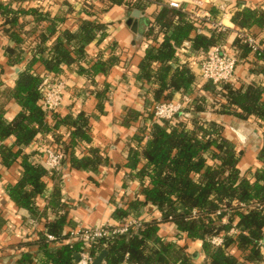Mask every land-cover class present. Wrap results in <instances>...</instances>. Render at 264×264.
<instances>
[{
	"label": "trees",
	"instance_id": "16d2710c",
	"mask_svg": "<svg viewBox=\"0 0 264 264\" xmlns=\"http://www.w3.org/2000/svg\"><path fill=\"white\" fill-rule=\"evenodd\" d=\"M109 2L115 5L126 4L130 9L144 11V5L139 0ZM85 5L84 13L88 18L81 22L78 30L65 33L51 51L44 47L46 38H43L41 45L33 52L28 69L19 75L12 96L23 110L11 122L0 112V140L14 136V146L19 147L14 152V146H0V155L7 167L21 158L24 170L21 180L8 186L9 197L19 208L28 210L34 217L41 214L46 221L45 230H37L35 238L26 243L29 247H37L42 253L40 264H76V256L82 244L70 241L71 230H66V213L59 214L63 204L58 190L51 199L46 200L42 212L37 207V198L46 191L44 178L50 174L41 162L42 154L38 155L39 161H34L32 156L24 153V148L36 139L39 132L49 129L44 122L48 114L39 104L42 77L31 71L40 62L48 73L63 77L65 68L77 64V72L85 74L90 82L97 73L109 71L117 61L115 55L106 61L102 58L88 60L86 46L97 37L101 41L106 36L107 28L104 22L94 18L93 6ZM0 11L12 13L3 3H0ZM231 22L237 28L249 31L253 25L264 27V9L239 10L232 16ZM153 24L164 34L165 40L152 44L146 50L140 63L139 76V80H145L154 92L153 103L173 99L176 91L195 94V88L206 94H197L194 113L189 119L158 122L151 111L147 110L144 118L152 120L149 137L144 146L139 147L144 133L136 136L138 145L129 149L127 164L134 171L130 177L139 179L142 189L126 209L116 210L114 217L121 221L131 215L140 216L149 205L155 208L161 221L152 215L140 229L101 239L94 244L92 254L97 257L103 250H107L108 254L102 264H119L124 261L127 264H194L196 255L187 252V241L199 240L203 242L206 255L204 264H249L263 261L264 168L243 173L239 164L245 153L226 140L223 131L224 123L230 118L248 120L255 117L261 125L264 124V87L256 83L239 85L237 82L216 86L198 78L188 64L172 72L170 62L180 57L179 51L186 46L185 42L190 43L189 47L195 53L205 54L212 47L224 43L226 32L217 33L210 26L204 25L212 31L207 36L203 33V26L190 22L188 16L180 10L168 7H162ZM154 26L148 28L146 36L154 37L151 39L155 41L158 32L155 33ZM54 29L55 23L51 24L49 31L53 32ZM234 43L241 61L250 50L237 38ZM46 52L48 56L45 57ZM85 62L90 67L84 68ZM253 64H256L264 77V50L260 56H256ZM207 93L213 97L211 103ZM207 106L211 107L214 115L220 117L221 122L206 120L203 113ZM135 114L130 111L127 117L133 118ZM57 122L75 128L69 145L64 146L65 143L60 142L59 137L52 143L63 149L66 155L64 165L70 158L74 168L96 171L100 165L107 163V159H102L96 150L91 157L78 159L75 156L74 147L78 139L90 140L87 118L83 113L76 120L67 116L59 118ZM33 124L40 128H33ZM259 137L263 143L258 146L257 156L264 162V137ZM56 176L58 173L50 175L53 180L57 179ZM51 213L58 214V218L51 221ZM163 224L173 228L174 239L163 235ZM234 228L238 230L236 235L230 234ZM48 234L54 235L56 240L48 242ZM215 236L223 238L221 246L211 244L210 240ZM234 248L241 250L242 261L231 254ZM28 260L29 255L23 253L19 264H26Z\"/></svg>",
	"mask_w": 264,
	"mask_h": 264
},
{
	"label": "crops",
	"instance_id": "0c3cea01",
	"mask_svg": "<svg viewBox=\"0 0 264 264\" xmlns=\"http://www.w3.org/2000/svg\"><path fill=\"white\" fill-rule=\"evenodd\" d=\"M168 1L148 0L147 3L140 1L144 5V11L130 9L126 4L115 5L109 0L97 5L96 13L107 30L106 36L101 41L97 37L86 46L88 60L95 61L97 58H102L106 61L111 55H115L117 61L109 71L97 73L91 82L85 74L74 71L73 66L65 68L62 78L67 81L68 90L63 106L56 111L57 113L46 115L44 122L49 130L39 132L36 139L24 148V153L32 156V160L39 161L36 144L40 140L52 144L59 137V141L65 143L64 146L71 142L75 128L65 123L58 124L59 118L69 116L76 120L80 113L87 118L90 140L78 139L79 142L74 147L75 156L78 159L91 157L96 150L102 159H107V163L100 165L96 171L76 169L68 158L63 169L56 176L57 179H51L50 175L44 178L45 194L36 200L38 210L42 212L46 200L51 199L58 190L59 199L63 204L59 214L66 213L68 223L66 230L93 228L105 222L117 223L120 220L115 219V211L126 209L128 203L140 195L141 182L130 177L134 171L127 167L128 152L130 148L137 147L136 136L144 133V139L139 147H143L149 137L152 120L144 117L147 110H150L155 96L145 80H139L140 63L152 44L162 43L165 40L164 34L160 33L153 22L162 7H168ZM177 1L186 2V0ZM201 1L205 2L206 13L210 15L216 12V8L211 7L213 3L229 4L235 7L234 13L246 8L264 9V0ZM0 3L12 11L11 14L0 11V112L7 121L11 122L23 110L12 93L19 75L28 69L34 50L41 45L43 38H46L44 47L47 51H51L60 37L67 32L77 31L81 22L88 17L84 13L83 0H0ZM136 11L140 12L137 19L133 18ZM213 16L216 17L217 13ZM231 19L232 17L225 23L232 29L236 26ZM134 20L138 21L137 32L132 30ZM54 23L55 29L50 32L51 24ZM198 24L200 27L203 26L205 35L209 36L212 33L210 28L204 26L206 24L200 22ZM152 25L156 27L155 33L158 32V35L155 34L157 35L155 41L151 39L154 37L146 36L148 28ZM263 28L253 25L250 30L264 43ZM234 41L233 31L228 30L224 43L233 46ZM185 43L187 44L184 47L188 49L184 50V47H181L180 57L170 62L172 72L179 66L188 64L191 71L199 78L203 53H195L190 49V43ZM44 56H48L47 52ZM255 60L256 56L251 52L241 58L236 71V82L239 85L256 83L264 87V77L256 64H253ZM83 67L90 66L85 62ZM31 72L40 77L50 74L40 62ZM194 92L195 94H186L183 91H176L171 100H181L183 96H190L194 101L197 94L199 96L206 94L195 88ZM207 95L211 103L213 97L208 93ZM39 104L41 105V101ZM130 111L136 113L133 118L127 117ZM203 114L207 121L221 122L220 117L214 115L211 107L207 106ZM32 127L40 128L37 124H33ZM259 136L264 137V124L261 125L255 117L248 120L230 118L224 123L223 137L235 144L237 150H243L245 153L239 164L243 173L248 174L250 170L255 172L264 168V162H261L257 156L258 146L263 143V139ZM15 140L14 136L0 140V146L13 147ZM13 148L14 152L19 149L18 146ZM41 162L43 163L42 158ZM23 174L21 158L7 167L2 154L0 155V264H19L23 253L29 255L26 264H40L39 260L42 257L37 247H29L26 243L35 238L37 230H45V219L41 214L34 217L28 210L19 208L7 191L8 186L17 184ZM152 215L156 219L160 217L155 208L148 205L140 216L131 215L128 218H140L146 221L151 219ZM58 216L56 213H51L49 218L52 221ZM31 220H35V224H31ZM224 222L227 223V220ZM161 227L163 235L174 239V230L170 225L163 224ZM236 234L238 230L233 235ZM261 244L263 255L264 240ZM187 246V252L196 255L194 264H204L206 255L203 242L187 241ZM231 254L240 261L243 260L242 252L238 248H234ZM249 264H264V260Z\"/></svg>",
	"mask_w": 264,
	"mask_h": 264
},
{
	"label": "built area",
	"instance_id": "2783aa9c",
	"mask_svg": "<svg viewBox=\"0 0 264 264\" xmlns=\"http://www.w3.org/2000/svg\"><path fill=\"white\" fill-rule=\"evenodd\" d=\"M84 6H93L95 13L94 18L100 20V16L96 13V7L105 0H83ZM146 2L148 0H139ZM168 7L180 10L188 16L190 22L202 23L209 25L217 33H224L232 30L235 39L250 50L254 56H260L264 50V43L251 31L244 28H230L225 21L232 17L234 8L229 4L213 3L212 8H216L217 16L214 17L206 13L205 2L201 0L177 1L169 0ZM191 6H193L191 8ZM87 7V6H86ZM264 31V28H263ZM184 50L188 47H184ZM238 49L235 45L227 42L212 47L208 52L203 54L200 63V78L203 81L211 82L216 86H222L226 83L236 82V71L240 62ZM82 64V63H81ZM78 65H73V70L77 71ZM41 93V107L46 114H51L59 110L65 100L68 90L67 81L53 74H45L39 86ZM196 102L190 96H183L181 100H168L151 104L150 111L158 122H173L175 119H189L193 114ZM37 151L42 154V160L50 175L58 173L63 169L66 161V155L63 149L40 140L36 144ZM195 213V212H194ZM161 221L160 217L157 219ZM145 220L140 218H128L117 223L105 222L102 225L93 228H78L71 230L70 241L73 243H81V250L77 254L79 257L76 264H93L96 256L92 254V248L95 243L101 239H110L117 235L129 233L132 229H140L143 227ZM35 224V220L30 221ZM236 233V229H232L230 234ZM56 237L52 234L47 235V241L53 242ZM221 236L213 237L210 242L214 246L223 244ZM264 256V253H263ZM119 264H127V261Z\"/></svg>",
	"mask_w": 264,
	"mask_h": 264
},
{
	"label": "water",
	"instance_id": "95a60500",
	"mask_svg": "<svg viewBox=\"0 0 264 264\" xmlns=\"http://www.w3.org/2000/svg\"><path fill=\"white\" fill-rule=\"evenodd\" d=\"M140 12L136 11L135 14L133 15V18H139ZM138 29V21L134 20L132 24V30L133 32H137ZM108 252L107 250H103L94 260L93 264H102L105 257L107 256ZM79 257L76 256V260H78Z\"/></svg>",
	"mask_w": 264,
	"mask_h": 264
}]
</instances>
